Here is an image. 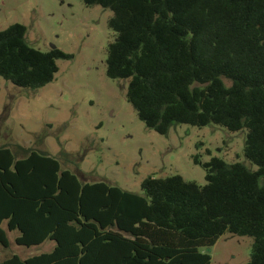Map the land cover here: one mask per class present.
<instances>
[{
  "label": "trees",
  "instance_id": "1",
  "mask_svg": "<svg viewBox=\"0 0 264 264\" xmlns=\"http://www.w3.org/2000/svg\"><path fill=\"white\" fill-rule=\"evenodd\" d=\"M113 12L107 77L129 80L128 102L160 135L172 123L247 130L245 157H212L200 186L180 176L134 193L90 183L50 156L0 148V244L52 252L0 264H211L226 234L254 239L248 264H264V0H82ZM27 28L0 32V77L36 91L55 80L60 49L36 50Z\"/></svg>",
  "mask_w": 264,
  "mask_h": 264
},
{
  "label": "rangeland",
  "instance_id": "2",
  "mask_svg": "<svg viewBox=\"0 0 264 264\" xmlns=\"http://www.w3.org/2000/svg\"><path fill=\"white\" fill-rule=\"evenodd\" d=\"M113 15L82 0H0V32L21 24L32 48L72 56L59 60L55 80L36 91L0 77V148L24 146L57 159L80 180L139 194L149 177L180 176L205 186V164L212 157L256 172L258 167L245 157L247 130L172 123L160 135L140 121L127 100L130 81L107 77L108 48L116 38L109 28ZM19 236L10 233L9 249L0 244V262L53 249L52 242L17 246ZM253 244L252 237L226 234L212 249L201 251L211 255V264H248Z\"/></svg>",
  "mask_w": 264,
  "mask_h": 264
},
{
  "label": "crops",
  "instance_id": "3",
  "mask_svg": "<svg viewBox=\"0 0 264 264\" xmlns=\"http://www.w3.org/2000/svg\"><path fill=\"white\" fill-rule=\"evenodd\" d=\"M17 238H18V237H17ZM17 238H16V239H17ZM53 244H54V243H53ZM54 247H55V245L53 246V249H54ZM53 249H52L50 252H52ZM50 252H46V253H50ZM42 254H44V253H42ZM39 255H41V254H39ZM34 256H37V255H34ZM34 256H31V257H34ZM22 258H23V259H27V258H30V257H25V258H24V257L22 256Z\"/></svg>",
  "mask_w": 264,
  "mask_h": 264
}]
</instances>
